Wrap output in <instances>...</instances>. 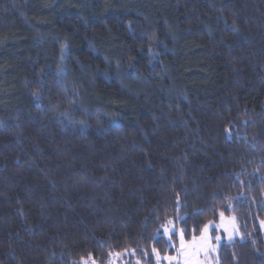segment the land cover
Here are the masks:
<instances>
[{
	"label": "trees",
	"instance_id": "16d2710c",
	"mask_svg": "<svg viewBox=\"0 0 264 264\" xmlns=\"http://www.w3.org/2000/svg\"><path fill=\"white\" fill-rule=\"evenodd\" d=\"M221 212L264 264V0H0V264H155Z\"/></svg>",
	"mask_w": 264,
	"mask_h": 264
},
{
	"label": "snow or ice",
	"instance_id": "6c2138e0",
	"mask_svg": "<svg viewBox=\"0 0 264 264\" xmlns=\"http://www.w3.org/2000/svg\"><path fill=\"white\" fill-rule=\"evenodd\" d=\"M34 95H36L34 93ZM177 209L179 210L181 205L179 202V198H177ZM186 220V217H181L177 215L175 219H169L167 222L162 225L163 229V237H167L166 245L168 248H173L175 247V244L173 241L176 239L178 236L179 238V249H178V255L175 257L168 256L164 257L163 259H166L168 261V264H173V261L176 262V264H200L199 260L197 257L201 252H207L211 248V236L210 232L212 231H217V235L215 236V241L216 244L219 245L221 241V234L219 233L218 229L223 228L225 232L228 233V239H232V232L229 230V227L227 224L224 222V213H220V224L219 225H214L212 221H208L203 225L202 230H200V235L199 237L196 236V228H193V235L190 241L187 243L185 242V237L187 235V228H180L177 230L176 224ZM264 223V222H262ZM238 234V233H237ZM159 234V230H157V233L152 237L153 241L156 242L158 239L163 238ZM214 250V249H213ZM135 249L132 250V254H135ZM111 255V254H110ZM145 257H148V253L145 252ZM152 256H155L156 258V264H162V258L160 256L159 251L157 248L153 247ZM180 257H183V260L181 261ZM90 260L93 258L91 255L89 256ZM83 261V258H82ZM83 264H86V262H83ZM93 264H95V261L93 260Z\"/></svg>",
	"mask_w": 264,
	"mask_h": 264
},
{
	"label": "rangeland",
	"instance_id": "374dc122",
	"mask_svg": "<svg viewBox=\"0 0 264 264\" xmlns=\"http://www.w3.org/2000/svg\"><path fill=\"white\" fill-rule=\"evenodd\" d=\"M224 222H225V224L228 225L229 230L232 232V239L229 240L228 239V233L225 232L223 228H220V229H218V231L221 234V241H220V244L217 245L216 241H215V236L217 235V231L210 232L211 248L207 252H201L199 254L197 259L199 260L200 264H219V249H220L221 245L226 244V243H232L236 239L242 238V234H241V231L239 228V224H238L237 219L235 217H230V218L224 217ZM213 224L219 225L220 224V217H219L218 221L213 222ZM260 228H261L262 233L264 234V223H262V222L260 223ZM177 230H179V228H177ZM199 235L200 234H198L197 237H199ZM191 238L190 239L185 238V242L187 243L188 241L191 240ZM166 239H167V237H166ZM173 243L175 244V247H173L171 249L169 248L166 255H163V256L160 255L162 258V264H168V261L166 259H163L164 257H168V256L175 257L178 255V249H179V238H178V236L173 241ZM180 259L182 261L183 257H180ZM116 261L117 260H115L114 264H116ZM155 264H156V258H155ZM173 264H176V262L173 261Z\"/></svg>",
	"mask_w": 264,
	"mask_h": 264
},
{
	"label": "built area",
	"instance_id": "2783aa9c",
	"mask_svg": "<svg viewBox=\"0 0 264 264\" xmlns=\"http://www.w3.org/2000/svg\"><path fill=\"white\" fill-rule=\"evenodd\" d=\"M87 264H93V262H88ZM96 264V263H95Z\"/></svg>",
	"mask_w": 264,
	"mask_h": 264
}]
</instances>
